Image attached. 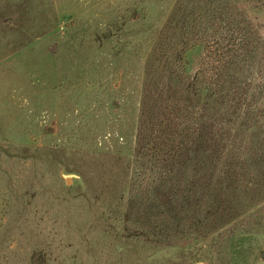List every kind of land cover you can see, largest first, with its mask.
Returning <instances> with one entry per match:
<instances>
[{
  "label": "rangeland",
  "instance_id": "rangeland-1",
  "mask_svg": "<svg viewBox=\"0 0 264 264\" xmlns=\"http://www.w3.org/2000/svg\"><path fill=\"white\" fill-rule=\"evenodd\" d=\"M0 264H264V0H0Z\"/></svg>",
  "mask_w": 264,
  "mask_h": 264
},
{
  "label": "water",
  "instance_id": "water-1",
  "mask_svg": "<svg viewBox=\"0 0 264 264\" xmlns=\"http://www.w3.org/2000/svg\"><path fill=\"white\" fill-rule=\"evenodd\" d=\"M69 182V181H68Z\"/></svg>",
  "mask_w": 264,
  "mask_h": 264
}]
</instances>
